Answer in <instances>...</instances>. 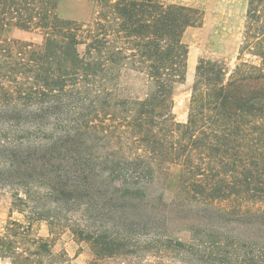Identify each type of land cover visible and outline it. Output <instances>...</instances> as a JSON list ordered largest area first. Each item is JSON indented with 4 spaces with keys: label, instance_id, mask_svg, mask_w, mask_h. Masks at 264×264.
<instances>
[{
    "label": "trees",
    "instance_id": "obj_1",
    "mask_svg": "<svg viewBox=\"0 0 264 264\" xmlns=\"http://www.w3.org/2000/svg\"><path fill=\"white\" fill-rule=\"evenodd\" d=\"M59 2L0 0V187L12 192L0 264H77L56 250L66 230L90 248L86 264L166 250L187 264H264V0H248L234 65L197 64L185 122L174 112L184 35L204 10L98 0L83 22ZM13 28L43 42L6 37ZM175 223L189 242L168 236Z\"/></svg>",
    "mask_w": 264,
    "mask_h": 264
},
{
    "label": "rangeland",
    "instance_id": "obj_2",
    "mask_svg": "<svg viewBox=\"0 0 264 264\" xmlns=\"http://www.w3.org/2000/svg\"><path fill=\"white\" fill-rule=\"evenodd\" d=\"M169 2L190 5L205 12L202 26L189 28L184 35V42L189 47L188 68L185 82L177 88L174 112L178 121L185 122L199 61L202 58L223 59L229 65H234L242 39L248 0H169ZM98 8V0H60L59 15L65 19L92 22ZM5 36L37 44L43 42L39 31L13 28L6 32ZM168 172V196H170L176 186L180 168L171 166ZM11 202V190L4 186L0 187V228L8 219ZM167 228H169L167 233L169 237L184 242L190 241V233L181 230L179 223L171 224ZM35 229L43 237L50 236L45 222L37 224ZM56 239V250H65L74 258L75 263L86 264L92 258L90 248L86 244L80 245L70 231L57 234ZM156 260H161L162 264H187L179 252L171 250L160 254L149 252L143 259L147 264H156Z\"/></svg>",
    "mask_w": 264,
    "mask_h": 264
}]
</instances>
